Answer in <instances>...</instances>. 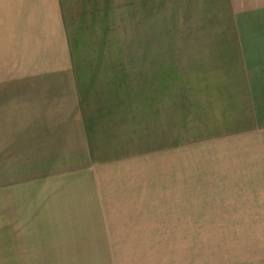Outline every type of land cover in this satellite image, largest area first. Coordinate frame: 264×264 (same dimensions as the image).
I'll use <instances>...</instances> for the list:
<instances>
[{
  "label": "rangeland",
  "instance_id": "rangeland-1",
  "mask_svg": "<svg viewBox=\"0 0 264 264\" xmlns=\"http://www.w3.org/2000/svg\"><path fill=\"white\" fill-rule=\"evenodd\" d=\"M62 5L116 119L96 182L0 163V264H264V0Z\"/></svg>",
  "mask_w": 264,
  "mask_h": 264
},
{
  "label": "crops",
  "instance_id": "crops-1",
  "mask_svg": "<svg viewBox=\"0 0 264 264\" xmlns=\"http://www.w3.org/2000/svg\"><path fill=\"white\" fill-rule=\"evenodd\" d=\"M62 6V0H0V163H48L49 175L53 163H79L72 174L91 176L92 183L108 151L101 104L114 120L109 108L118 97L78 87ZM128 158L122 162L134 156Z\"/></svg>",
  "mask_w": 264,
  "mask_h": 264
},
{
  "label": "trees",
  "instance_id": "trees-1",
  "mask_svg": "<svg viewBox=\"0 0 264 264\" xmlns=\"http://www.w3.org/2000/svg\"><path fill=\"white\" fill-rule=\"evenodd\" d=\"M117 44H118V43H117ZM71 45H72V42H71ZM117 46H118V45H117ZM120 46H121V45H120ZM120 46H119V47H120Z\"/></svg>",
  "mask_w": 264,
  "mask_h": 264
}]
</instances>
